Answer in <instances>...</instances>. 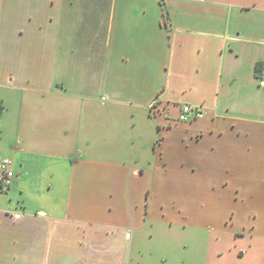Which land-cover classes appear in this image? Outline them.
<instances>
[{
  "label": "crops",
  "instance_id": "0c3cea01",
  "mask_svg": "<svg viewBox=\"0 0 264 264\" xmlns=\"http://www.w3.org/2000/svg\"><path fill=\"white\" fill-rule=\"evenodd\" d=\"M162 1L0 0V264L264 261V0Z\"/></svg>",
  "mask_w": 264,
  "mask_h": 264
},
{
  "label": "built area",
  "instance_id": "2783aa9c",
  "mask_svg": "<svg viewBox=\"0 0 264 264\" xmlns=\"http://www.w3.org/2000/svg\"><path fill=\"white\" fill-rule=\"evenodd\" d=\"M200 111L201 109L199 107L184 105L177 116V120L179 122L189 121L191 118L198 115ZM14 176V171L9 162H0V190L7 189L11 185Z\"/></svg>",
  "mask_w": 264,
  "mask_h": 264
},
{
  "label": "rangeland",
  "instance_id": "374dc122",
  "mask_svg": "<svg viewBox=\"0 0 264 264\" xmlns=\"http://www.w3.org/2000/svg\"><path fill=\"white\" fill-rule=\"evenodd\" d=\"M243 249L245 250V257L242 260H240V264H252L253 262L254 264H264L263 260H261L259 263V260H258L259 259V249L258 248L255 251L254 250L252 251L248 247H244ZM261 251H263V248L261 249ZM224 256L226 255L224 254Z\"/></svg>",
  "mask_w": 264,
  "mask_h": 264
},
{
  "label": "trees",
  "instance_id": "16d2710c",
  "mask_svg": "<svg viewBox=\"0 0 264 264\" xmlns=\"http://www.w3.org/2000/svg\"><path fill=\"white\" fill-rule=\"evenodd\" d=\"M160 2H161V5L163 6V13H164V16H165V22H167L168 20H167V18H168V16H167V11H166V9L164 8V5H163V1L162 0H160ZM257 70H258V68H257ZM1 109H2V107H1V105H0V111H1Z\"/></svg>",
  "mask_w": 264,
  "mask_h": 264
}]
</instances>
